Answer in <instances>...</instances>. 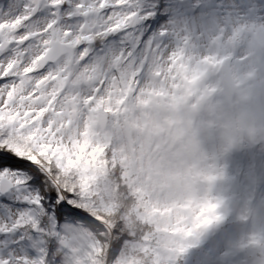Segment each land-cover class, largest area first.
Segmentation results:
<instances>
[{
	"label": "snow or ice",
	"instance_id": "1",
	"mask_svg": "<svg viewBox=\"0 0 264 264\" xmlns=\"http://www.w3.org/2000/svg\"><path fill=\"white\" fill-rule=\"evenodd\" d=\"M253 0H0V264H174L220 221L182 118ZM194 107V105H193ZM201 185L208 189L201 195Z\"/></svg>",
	"mask_w": 264,
	"mask_h": 264
},
{
	"label": "clouds",
	"instance_id": "2",
	"mask_svg": "<svg viewBox=\"0 0 264 264\" xmlns=\"http://www.w3.org/2000/svg\"><path fill=\"white\" fill-rule=\"evenodd\" d=\"M220 55L222 63L204 69L199 92L182 114L189 122L194 145L186 166L201 172L216 171L218 179L223 178V173L209 164L203 148L204 137L219 143V155H226L246 143L264 142V31H240ZM188 211L183 220L192 235L182 239L189 248L222 219L197 227L196 208Z\"/></svg>",
	"mask_w": 264,
	"mask_h": 264
},
{
	"label": "rangeland",
	"instance_id": "3",
	"mask_svg": "<svg viewBox=\"0 0 264 264\" xmlns=\"http://www.w3.org/2000/svg\"><path fill=\"white\" fill-rule=\"evenodd\" d=\"M251 23L264 25V0H253ZM209 164L223 173L201 195L220 201L223 219L179 255L174 264H264V142L246 143L219 155L215 140L203 138ZM216 175L217 172L213 171Z\"/></svg>",
	"mask_w": 264,
	"mask_h": 264
}]
</instances>
